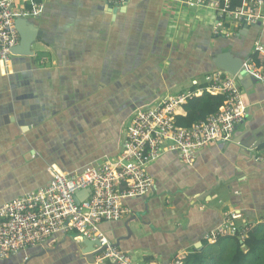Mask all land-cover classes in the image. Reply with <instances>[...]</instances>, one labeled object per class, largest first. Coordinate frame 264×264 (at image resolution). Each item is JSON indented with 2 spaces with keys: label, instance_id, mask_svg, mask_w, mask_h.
Here are the masks:
<instances>
[{
  "label": "crops",
  "instance_id": "crops-1",
  "mask_svg": "<svg viewBox=\"0 0 264 264\" xmlns=\"http://www.w3.org/2000/svg\"><path fill=\"white\" fill-rule=\"evenodd\" d=\"M37 3L36 16L17 17L35 32L32 54L0 59V205L46 186L55 173L113 158L137 111L192 86L202 91L221 52L244 65L257 41L264 46L263 25L226 20L217 31L215 11L196 3ZM250 75L238 80L245 117L230 141L207 145L188 163L162 153L147 166L150 190L124 198L121 219L99 224L136 263L186 256L227 212H240L239 224L264 219V80ZM68 235L57 232L0 264H90L87 247Z\"/></svg>",
  "mask_w": 264,
  "mask_h": 264
},
{
  "label": "built area",
  "instance_id": "built-area-1",
  "mask_svg": "<svg viewBox=\"0 0 264 264\" xmlns=\"http://www.w3.org/2000/svg\"><path fill=\"white\" fill-rule=\"evenodd\" d=\"M0 0V59L9 61L11 48L18 43L15 19L19 15L39 13V3L28 0ZM185 5L199 4L215 11L214 28L223 29L229 20L236 25L260 24L264 26V0H242L230 7V0H177ZM111 6L123 0H106ZM255 50L264 53V46L257 41ZM244 67L255 78L264 80V66L258 70L248 59ZM205 90L225 96L222 108L190 127L174 123V116L181 105L201 90H185L166 95L157 103L137 111L127 126L119 154L113 158L85 165L79 171L55 173L46 185L0 205V257L14 255L22 250L42 244L57 232L69 234L76 242L85 239L97 241L94 250L104 247L95 256V263H136L118 247L111 244L99 230L104 221L121 219L127 214L122 200L147 193L153 180L147 166L159 155L174 151L185 163L194 160L196 153L215 142L232 139L236 125L245 117L238 79L221 69L204 75ZM85 198L77 192L86 191ZM77 196V198H76ZM238 211L227 212L224 220L208 234L207 242H214L221 235H238L243 238L247 225L237 222ZM264 220V219H263ZM184 254L177 253L169 264H182Z\"/></svg>",
  "mask_w": 264,
  "mask_h": 264
},
{
  "label": "trees",
  "instance_id": "trees-1",
  "mask_svg": "<svg viewBox=\"0 0 264 264\" xmlns=\"http://www.w3.org/2000/svg\"><path fill=\"white\" fill-rule=\"evenodd\" d=\"M35 1L39 2V0ZM241 2L242 0H230V7L234 8ZM248 59L258 70L263 68L264 55L259 51L254 49L248 55ZM206 85L205 82L200 86L203 89L200 94L188 98L181 105L184 113L175 114L174 123L176 125L190 127L222 108L225 96L206 91ZM196 89V86H192L190 91L194 92ZM260 150L264 156V144L261 145ZM246 228L247 231L243 238L227 234L218 236L212 243L204 240L201 247L189 250L182 264H264V220L250 223Z\"/></svg>",
  "mask_w": 264,
  "mask_h": 264
},
{
  "label": "water",
  "instance_id": "water-1",
  "mask_svg": "<svg viewBox=\"0 0 264 264\" xmlns=\"http://www.w3.org/2000/svg\"><path fill=\"white\" fill-rule=\"evenodd\" d=\"M118 5L110 6L113 9H116ZM22 19H15V27L18 32V43L11 48V53L13 55H31L32 51L30 50L31 43L36 40V35L32 27L27 26ZM213 62L216 68L223 70L231 76H235L238 80L244 81V77L249 73L246 71L243 61L233 57L230 53H220L213 59ZM252 76V75H250ZM253 77V76H252ZM254 78V77H253ZM256 79V78H255ZM79 192H77L78 194ZM77 198V196H76ZM127 235H130V230L127 225ZM119 239L117 238L114 243H111L114 246H119ZM83 244L87 247V250L83 249L84 258L88 263L93 264L95 262L94 256L100 252L104 247H101L97 250H94V246L97 245V241H92L89 239L83 240Z\"/></svg>",
  "mask_w": 264,
  "mask_h": 264
},
{
  "label": "rangeland",
  "instance_id": "rangeland-1",
  "mask_svg": "<svg viewBox=\"0 0 264 264\" xmlns=\"http://www.w3.org/2000/svg\"><path fill=\"white\" fill-rule=\"evenodd\" d=\"M233 23V22H232Z\"/></svg>",
  "mask_w": 264,
  "mask_h": 264
}]
</instances>
